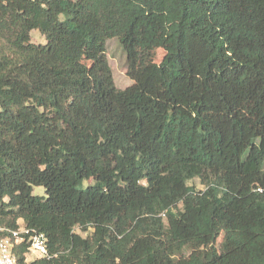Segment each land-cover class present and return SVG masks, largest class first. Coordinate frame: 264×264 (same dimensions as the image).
I'll return each instance as SVG.
<instances>
[{
	"label": "trees",
	"instance_id": "obj_1",
	"mask_svg": "<svg viewBox=\"0 0 264 264\" xmlns=\"http://www.w3.org/2000/svg\"><path fill=\"white\" fill-rule=\"evenodd\" d=\"M0 224L48 240L18 264H264V0H0Z\"/></svg>",
	"mask_w": 264,
	"mask_h": 264
},
{
	"label": "rangeland",
	"instance_id": "obj_2",
	"mask_svg": "<svg viewBox=\"0 0 264 264\" xmlns=\"http://www.w3.org/2000/svg\"><path fill=\"white\" fill-rule=\"evenodd\" d=\"M31 42L34 44H45V38L40 35L38 31H32ZM106 57L110 68L112 70V75L114 79V84L117 89L124 90L133 85V80L127 76V57L126 53L120 44L118 39H110L106 43ZM165 57V51L160 46H154L150 49H140L137 54V64L138 66H144L149 64H160ZM82 63L90 67L92 62L87 58H82ZM190 185L195 186L198 190H203V186L199 183L197 179L191 181ZM39 190V191H37ZM33 195L35 196H45V190L42 187H34ZM82 236H86L85 233L77 231ZM222 240V236L217 242L219 246ZM190 252L185 251L184 257L189 256Z\"/></svg>",
	"mask_w": 264,
	"mask_h": 264
},
{
	"label": "built area",
	"instance_id": "obj_3",
	"mask_svg": "<svg viewBox=\"0 0 264 264\" xmlns=\"http://www.w3.org/2000/svg\"><path fill=\"white\" fill-rule=\"evenodd\" d=\"M21 229H23V231H21ZM17 241H19V243H17ZM24 244L27 246V252L25 254L26 263L35 259L52 258L48 249V240L43 233L24 225L11 228L0 224V249L8 253V260L5 261V264H8V261H11L12 264H18L15 251ZM37 244L39 245L37 251L43 249V254L40 256H33L31 249ZM0 255H2V252H0Z\"/></svg>",
	"mask_w": 264,
	"mask_h": 264
},
{
	"label": "clouds",
	"instance_id": "obj_4",
	"mask_svg": "<svg viewBox=\"0 0 264 264\" xmlns=\"http://www.w3.org/2000/svg\"><path fill=\"white\" fill-rule=\"evenodd\" d=\"M39 191V190H37ZM17 223H22V221L18 220ZM21 231H23V229H21ZM17 243H19V241H17ZM39 248V245L37 244L35 247H33L31 249L33 256H40L43 254V249H39V251H37V249ZM0 252H2V255H0V264H5V261L8 260V253L7 251H4L2 249H0ZM8 264H12L11 261H8Z\"/></svg>",
	"mask_w": 264,
	"mask_h": 264
}]
</instances>
